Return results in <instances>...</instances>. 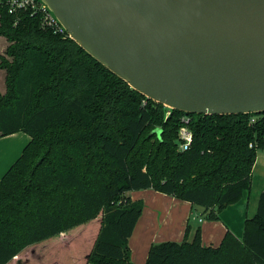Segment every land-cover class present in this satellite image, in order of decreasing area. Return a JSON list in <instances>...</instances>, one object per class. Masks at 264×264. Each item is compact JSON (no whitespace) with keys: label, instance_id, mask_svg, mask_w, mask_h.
Listing matches in <instances>:
<instances>
[{"label":"trees","instance_id":"1","mask_svg":"<svg viewBox=\"0 0 264 264\" xmlns=\"http://www.w3.org/2000/svg\"><path fill=\"white\" fill-rule=\"evenodd\" d=\"M0 135L29 140L0 177V264L29 260L44 240L67 243L66 264H134L129 237L152 188L217 219L249 194L264 111L203 114L157 102L131 87L40 15L0 0ZM191 141L178 147L181 117ZM251 144V146L249 145ZM188 226L181 241L151 243L144 264H264V187L241 236L226 230L204 245Z\"/></svg>","mask_w":264,"mask_h":264},{"label":"water","instance_id":"2","mask_svg":"<svg viewBox=\"0 0 264 264\" xmlns=\"http://www.w3.org/2000/svg\"><path fill=\"white\" fill-rule=\"evenodd\" d=\"M70 37L185 112L264 111V0H43Z\"/></svg>","mask_w":264,"mask_h":264},{"label":"crops","instance_id":"3","mask_svg":"<svg viewBox=\"0 0 264 264\" xmlns=\"http://www.w3.org/2000/svg\"><path fill=\"white\" fill-rule=\"evenodd\" d=\"M13 135L16 134L0 135V139L6 136L8 139ZM20 145L17 141L0 140V172H5L6 168L19 156L23 148ZM127 194L132 199L143 201L142 212L128 240L131 261L134 264H144L151 243L165 240L181 241L187 226L188 239H191L195 230L199 228L201 241L204 245H218L227 229L236 236H241L243 220L246 216H251L248 215L250 196L246 192L239 204L228 206L217 219L205 218L202 207L198 205L193 206L187 200L152 188L131 190ZM67 246L65 240L62 242L61 238H52L28 246L27 255L29 260L33 261L44 258L46 262L44 264H66ZM9 264L14 263L10 262ZM32 264H37V262Z\"/></svg>","mask_w":264,"mask_h":264},{"label":"built area","instance_id":"4","mask_svg":"<svg viewBox=\"0 0 264 264\" xmlns=\"http://www.w3.org/2000/svg\"><path fill=\"white\" fill-rule=\"evenodd\" d=\"M9 12L28 10L30 15H40V25L51 28L53 32L61 33L70 37L63 24L54 15L49 6L43 0H6ZM190 116L185 114L181 117L182 124L178 128V147L184 149L191 141V131L188 127ZM251 146V144H249Z\"/></svg>","mask_w":264,"mask_h":264},{"label":"rangeland","instance_id":"5","mask_svg":"<svg viewBox=\"0 0 264 264\" xmlns=\"http://www.w3.org/2000/svg\"><path fill=\"white\" fill-rule=\"evenodd\" d=\"M6 45H7V41L5 40L3 36L0 35V58L1 56H4V49ZM4 79H5V70L0 67V92L1 93L5 91V80ZM15 134L16 135H13L12 137L8 139H6L7 138L6 136V137L1 138L0 140L7 141V142L17 141L19 145L21 144L23 147L27 143L29 136L22 131L17 132V133L15 132ZM3 173L4 171L0 172V177L2 176ZM263 187H264V150L258 149L256 152L255 162L252 168V180H251V185L249 189V196H250L249 197V211L250 212L248 215H252L254 213L256 209V205H257V195ZM239 202L240 200L234 203L233 206H235L236 204H239ZM238 227L241 228V226H238Z\"/></svg>","mask_w":264,"mask_h":264}]
</instances>
